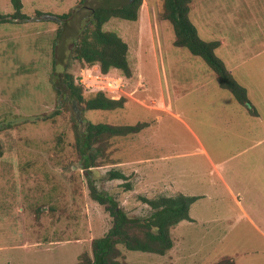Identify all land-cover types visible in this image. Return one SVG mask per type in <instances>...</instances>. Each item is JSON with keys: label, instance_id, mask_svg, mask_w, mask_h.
Masks as SVG:
<instances>
[{"label": "rangeland", "instance_id": "obj_1", "mask_svg": "<svg viewBox=\"0 0 264 264\" xmlns=\"http://www.w3.org/2000/svg\"><path fill=\"white\" fill-rule=\"evenodd\" d=\"M81 1L22 0L31 21L0 25V125L18 123L0 133V264H77L92 256L93 240L112 228V219L90 197L89 175L130 218L151 214L140 196H175L182 187L185 195L201 196L190 210L195 221L171 231V251L161 256L120 247L127 264H264V142L257 144L264 138V51L254 55L264 46V0H192L190 13L202 39L222 42L217 55L241 85L249 84L259 117L219 86L201 58L174 46L164 0H143L135 22L113 18L104 26L128 44L133 76L113 69L102 81L98 66L89 76L72 60L75 42L95 8L127 0ZM13 11L11 0H0L1 14ZM68 13L65 21L58 18ZM241 56L248 60L244 68ZM66 71L77 83L84 79L86 98L100 83L110 89L114 78L118 93L107 94L125 98L124 108L84 111L78 105V119L62 89ZM45 116L51 119L30 120ZM88 122L149 126L107 140L101 166L88 172L75 147L76 124L84 130ZM197 141L215 161L227 160L221 172L237 198L211 173ZM113 169L129 177L132 191L122 180L104 178Z\"/></svg>", "mask_w": 264, "mask_h": 264}, {"label": "trees", "instance_id": "obj_2", "mask_svg": "<svg viewBox=\"0 0 264 264\" xmlns=\"http://www.w3.org/2000/svg\"><path fill=\"white\" fill-rule=\"evenodd\" d=\"M88 0H82V3ZM12 14L0 13V25L23 24L31 21V17L24 13L22 0H11ZM143 0H127L120 6H100L94 9L88 26L76 40L72 60L80 62L90 69L98 66L103 75L111 70L120 71L126 78L133 76L129 61V46L116 32L107 31L104 26L113 18L127 21H137ZM192 0H164L163 18L173 27L174 46L187 49L191 55L201 58L210 72L216 75L219 86L232 94L241 106L251 109L247 89L231 74L224 61L217 55L221 48L220 40L206 41L201 38L199 31L190 18ZM41 15L40 11L37 12ZM70 13L59 16L62 21L69 18ZM60 32V31H59ZM58 32V33H59ZM62 89L70 98L77 102L84 111H115L123 109L127 100L112 99L103 91L97 92L90 98L85 97L84 87L77 83L70 71L63 75ZM64 86V87H63ZM57 92L60 93L59 89ZM251 111V110H250ZM59 111L54 113L58 116ZM51 117H35L30 119L32 124L48 121ZM27 119H25L26 121ZM17 121V120H16ZM19 121V120H18ZM23 123V121H22ZM18 123L0 125V133ZM148 123L135 125H111L106 123L88 122L84 130L76 124L75 147L81 161V168L92 172L98 168L100 158L105 155V143L115 137H125L142 132ZM90 174V173H89ZM91 175L87 176L90 197L112 219V228L102 237L92 242V256H81L77 264H127L122 260L123 247L127 251L143 252L164 256L174 247L171 231L183 221L193 222L190 215L192 205L201 197L188 196L179 193L175 196H158L147 198L140 196L139 200L149 206L151 214L148 217L130 218L118 201L112 195L100 191ZM107 181L122 180V187L126 192L133 190L129 177L119 170H110L104 177ZM214 264H234L232 260H224Z\"/></svg>", "mask_w": 264, "mask_h": 264}, {"label": "crops", "instance_id": "obj_3", "mask_svg": "<svg viewBox=\"0 0 264 264\" xmlns=\"http://www.w3.org/2000/svg\"><path fill=\"white\" fill-rule=\"evenodd\" d=\"M257 43H256V45L257 46H259L260 44H258L259 42L258 41H256ZM259 49L261 50V52H256L254 55H255V58H260V57H262L261 55H262V53H263V51H264V46L261 48V47H259ZM244 49L241 51L240 50V54L242 55L244 52ZM241 61H240V67H242V68H244L245 67V63L248 61V60H245V58H243L242 56H241ZM259 67H260V65H259ZM230 71V70H229ZM231 72V71H230ZM244 72H246V70L244 71L243 70V72H242V74L244 73ZM232 74V73H231ZM233 75V74H232ZM242 86H244L246 89H247V93H248V98H249V93H251V91L249 90V84H243ZM255 87H256V85H254ZM254 87V88H255ZM262 93V92H261ZM249 101H250V99H249ZM250 103H251V101H250ZM243 107V106H242ZM250 107H251V111L249 112V114L250 115H252V116H257V117H259V113L257 112V108L255 107V105L253 104V103H251L250 104ZM244 108H246V107H244ZM167 112L168 113H171L172 115H174V116H178V115H175L170 109L169 110H167ZM193 134V136L195 137V135H194V133H192ZM195 138H198V137H195ZM196 140H199V139H196ZM198 142V145H199V148H200V152H201V154L202 155H204L205 156V158H206V162L210 165V167H211V173H217L218 174V176H219V178L223 181V184L225 185V188L227 189V191L231 194V195H233L235 198H237L236 197V194L234 193V190H233V188L229 185V183H228V181H227V179H226V176L221 172L223 169V166L225 165V162L227 161V160H225V161H220V160H218V161H215L213 158H212V156L209 154V152L207 151V149L205 148V146L201 143V141H197ZM262 142H264V138L262 139V140H260L259 142H257V144H259V143H262ZM234 183L235 184H237V181L236 180H234ZM236 186V185H235ZM182 189H187V187L186 188H181L180 189V193H182L181 191H183ZM184 194V193H183ZM189 196V195H188ZM193 196V195H192ZM199 197H201V196H199ZM237 204H238V206H239V208H240V210H241V213L242 214H244L246 217H247V219H249L252 223H254V221L251 219V217L249 216V214L247 213V211L245 210V208L243 207V205L241 204V202L240 201H237ZM193 220H194V218L193 217H191ZM195 221V220H194ZM189 222V221H188ZM182 223V222H181ZM255 226H256V228H257V225L255 224ZM258 229V228H257Z\"/></svg>", "mask_w": 264, "mask_h": 264}, {"label": "built area", "instance_id": "obj_4", "mask_svg": "<svg viewBox=\"0 0 264 264\" xmlns=\"http://www.w3.org/2000/svg\"><path fill=\"white\" fill-rule=\"evenodd\" d=\"M100 71V70H99ZM87 74H89V76H92L93 74L91 73L92 72V70H88L87 69ZM105 76H107V75H102L99 79H102V81H104V79H106V78H108V77H105ZM99 77V76H98ZM112 80V81H111ZM115 79L114 78H112V79H110V83L108 84V86H109V88L110 89H108L107 87H105V86H102V83H100V86L98 87L99 89V91H103V92H105V93H109V94H113V93H118L117 91H118V88H117V91H115L113 88H116V82L114 81ZM81 83L82 84H85V82H84V79H82L81 80ZM88 88H89V86H88ZM112 98V97H111Z\"/></svg>", "mask_w": 264, "mask_h": 264}, {"label": "water", "instance_id": "obj_5", "mask_svg": "<svg viewBox=\"0 0 264 264\" xmlns=\"http://www.w3.org/2000/svg\"><path fill=\"white\" fill-rule=\"evenodd\" d=\"M134 1V0H131ZM73 109L77 112V118L80 119L81 118V109L78 107V104L76 101H73Z\"/></svg>", "mask_w": 264, "mask_h": 264}]
</instances>
